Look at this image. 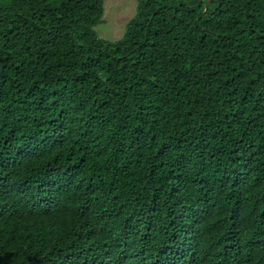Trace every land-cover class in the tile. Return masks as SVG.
<instances>
[{
    "label": "trees",
    "instance_id": "1",
    "mask_svg": "<svg viewBox=\"0 0 264 264\" xmlns=\"http://www.w3.org/2000/svg\"><path fill=\"white\" fill-rule=\"evenodd\" d=\"M0 0V264H264V0Z\"/></svg>",
    "mask_w": 264,
    "mask_h": 264
},
{
    "label": "rangeland",
    "instance_id": "2",
    "mask_svg": "<svg viewBox=\"0 0 264 264\" xmlns=\"http://www.w3.org/2000/svg\"><path fill=\"white\" fill-rule=\"evenodd\" d=\"M104 22L95 29L99 37L118 40L122 37L125 24L135 15L136 0H105L103 3Z\"/></svg>",
    "mask_w": 264,
    "mask_h": 264
}]
</instances>
